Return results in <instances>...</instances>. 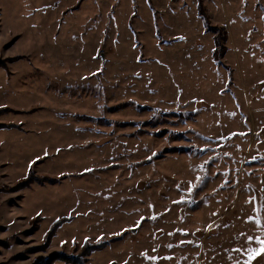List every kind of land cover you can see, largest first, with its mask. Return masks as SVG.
Instances as JSON below:
<instances>
[{
    "label": "rangeland",
    "instance_id": "rangeland-1",
    "mask_svg": "<svg viewBox=\"0 0 264 264\" xmlns=\"http://www.w3.org/2000/svg\"><path fill=\"white\" fill-rule=\"evenodd\" d=\"M200 1L0 0V264H264V0Z\"/></svg>",
    "mask_w": 264,
    "mask_h": 264
},
{
    "label": "trees",
    "instance_id": "trees-1",
    "mask_svg": "<svg viewBox=\"0 0 264 264\" xmlns=\"http://www.w3.org/2000/svg\"><path fill=\"white\" fill-rule=\"evenodd\" d=\"M200 1V0H199ZM201 2V1H200ZM199 4V2H198ZM198 15L200 18H202L204 25H206L208 28H211L212 30L217 31V37H215V43L214 48L212 52V58L214 60H220L221 56L226 52L227 46L224 45V42L227 40V32L223 31V35L219 37V30L217 28L212 27V25H209V16L206 14V10L204 8V5L202 3L199 4L198 9ZM210 29V30H211ZM19 57H12L9 60L11 62L18 60ZM0 67L6 68L5 61H0ZM10 109L7 106H0V114L8 112ZM152 122V121H150ZM20 125L15 124H0V130H10V129H19ZM33 168L31 167L28 173L19 179L16 182V185L13 187L16 190H22L25 188L30 187L32 183L37 184H45L49 182H54V177L46 176V175H34L32 174ZM65 176V175H64ZM63 175L59 176L58 179H61L64 177ZM59 181V180H58ZM73 217L71 215H61L53 220V222L50 225V230L52 229L50 235L53 237L56 232L65 224L70 223L72 221ZM48 229V230H49ZM116 238L118 237H108L105 235L99 236L95 241H89L85 240L81 245V252L78 254H67L63 251H55L52 253H49L45 257L42 258H35L32 262V264H56L57 262H63L66 264H89L88 258L90 254L96 251H100L103 248H105L109 243L117 241Z\"/></svg>",
    "mask_w": 264,
    "mask_h": 264
},
{
    "label": "snow or ice",
    "instance_id": "snow-or-ice-1",
    "mask_svg": "<svg viewBox=\"0 0 264 264\" xmlns=\"http://www.w3.org/2000/svg\"><path fill=\"white\" fill-rule=\"evenodd\" d=\"M257 242L261 243L262 248L260 250L250 249L249 251H251L253 255L249 257V260L253 259L257 255H260L261 252H264V241H257Z\"/></svg>",
    "mask_w": 264,
    "mask_h": 264
},
{
    "label": "water",
    "instance_id": "water-1",
    "mask_svg": "<svg viewBox=\"0 0 264 264\" xmlns=\"http://www.w3.org/2000/svg\"><path fill=\"white\" fill-rule=\"evenodd\" d=\"M131 231L135 232V229H132Z\"/></svg>",
    "mask_w": 264,
    "mask_h": 264
}]
</instances>
